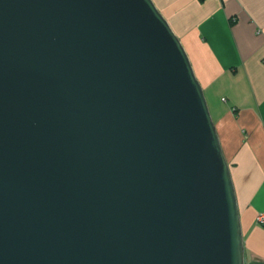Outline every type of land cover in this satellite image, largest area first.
<instances>
[{"label": "water", "instance_id": "obj_1", "mask_svg": "<svg viewBox=\"0 0 264 264\" xmlns=\"http://www.w3.org/2000/svg\"><path fill=\"white\" fill-rule=\"evenodd\" d=\"M230 166L153 0H0V264H244Z\"/></svg>", "mask_w": 264, "mask_h": 264}, {"label": "crops", "instance_id": "obj_2", "mask_svg": "<svg viewBox=\"0 0 264 264\" xmlns=\"http://www.w3.org/2000/svg\"><path fill=\"white\" fill-rule=\"evenodd\" d=\"M186 49L230 166L244 264H264V0H153Z\"/></svg>", "mask_w": 264, "mask_h": 264}, {"label": "built area", "instance_id": "obj_3", "mask_svg": "<svg viewBox=\"0 0 264 264\" xmlns=\"http://www.w3.org/2000/svg\"><path fill=\"white\" fill-rule=\"evenodd\" d=\"M256 220L257 222H261L264 223V214L263 213H258V215L256 216Z\"/></svg>", "mask_w": 264, "mask_h": 264}]
</instances>
